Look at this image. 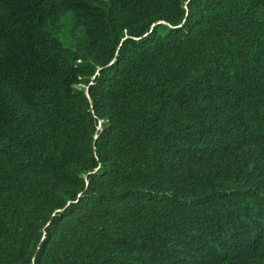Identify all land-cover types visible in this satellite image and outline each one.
<instances>
[{"label":"trees","instance_id":"obj_1","mask_svg":"<svg viewBox=\"0 0 264 264\" xmlns=\"http://www.w3.org/2000/svg\"><path fill=\"white\" fill-rule=\"evenodd\" d=\"M0 264H264V0H0Z\"/></svg>","mask_w":264,"mask_h":264},{"label":"water","instance_id":"obj_2","mask_svg":"<svg viewBox=\"0 0 264 264\" xmlns=\"http://www.w3.org/2000/svg\"><path fill=\"white\" fill-rule=\"evenodd\" d=\"M162 20H159L158 22H161ZM86 93L88 94V96H90V94H89V89L88 88H86ZM97 136V135H96Z\"/></svg>","mask_w":264,"mask_h":264}]
</instances>
